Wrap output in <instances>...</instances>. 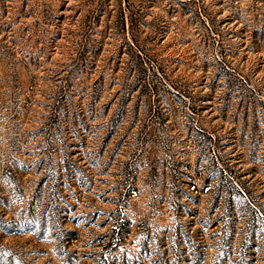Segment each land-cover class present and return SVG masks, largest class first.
Instances as JSON below:
<instances>
[{"label":"rangeland","instance_id":"obj_1","mask_svg":"<svg viewBox=\"0 0 264 264\" xmlns=\"http://www.w3.org/2000/svg\"><path fill=\"white\" fill-rule=\"evenodd\" d=\"M0 264H264V0H0Z\"/></svg>","mask_w":264,"mask_h":264}]
</instances>
